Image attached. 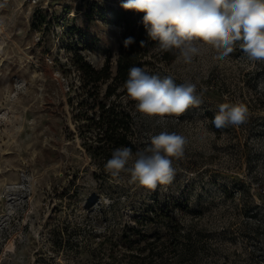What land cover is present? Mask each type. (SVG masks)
<instances>
[{"label": "rangeland", "instance_id": "obj_1", "mask_svg": "<svg viewBox=\"0 0 264 264\" xmlns=\"http://www.w3.org/2000/svg\"><path fill=\"white\" fill-rule=\"evenodd\" d=\"M98 1L113 0H0V264H119L128 248L117 236L129 225L141 234L128 251L147 259L155 241L157 263L177 264L180 225L192 240L181 264H264V63L251 64L238 45L225 61L206 52L190 65L162 63L161 78L195 83L203 100L165 127L138 113V150L164 130L189 139L172 182L148 190L127 173L97 179L71 132L61 63L73 14L86 58H115L120 29L108 10L95 11ZM225 102L246 105L247 122L216 129L210 121Z\"/></svg>", "mask_w": 264, "mask_h": 264}, {"label": "clouds", "instance_id": "obj_2", "mask_svg": "<svg viewBox=\"0 0 264 264\" xmlns=\"http://www.w3.org/2000/svg\"><path fill=\"white\" fill-rule=\"evenodd\" d=\"M125 10L144 13L142 23L148 37L158 41L157 51L175 55L177 63L190 65L206 52L215 61H225L239 46L251 64L264 63V0H125ZM132 37L124 41L127 48ZM144 47V41H141ZM135 110L156 118L162 127L167 117H179L202 103L197 85L177 84L171 76L161 78L142 67H131L123 84ZM249 110L243 103H221L210 121L216 129L238 127L247 122ZM205 135L199 137L205 139ZM189 139L176 132L160 131L150 144L135 155L130 147L116 148L104 164L113 178L122 173L139 186L155 190L170 184L175 175L173 159L184 157Z\"/></svg>", "mask_w": 264, "mask_h": 264}, {"label": "trees", "instance_id": "obj_3", "mask_svg": "<svg viewBox=\"0 0 264 264\" xmlns=\"http://www.w3.org/2000/svg\"><path fill=\"white\" fill-rule=\"evenodd\" d=\"M124 2L125 0H113L111 4L104 1L95 3V11L105 17V11L108 10L111 14L110 19L120 29L121 41L114 59L107 54L100 65H95L86 58L82 51L85 46L78 35L81 29L73 22L74 14L66 20L68 23L64 33L67 38L68 56L66 61L61 63V71L69 78L67 96L74 124L71 132L79 136L82 148L95 165L92 176L97 179L107 176L104 164L111 158L116 148L130 147L133 154L139 149L138 112L135 110V102L128 98L126 90L123 89L129 69L133 66L142 67L149 74L161 77L159 69L161 64L169 63L175 58L172 53L156 50L158 41L148 37L142 23L144 13L125 10L122 7ZM93 10L87 9L83 12L91 19ZM40 17L41 13L34 10L31 24L40 26ZM128 37H132L134 42L126 48L124 41ZM141 41H144V47L140 46ZM176 204L184 207L182 203ZM148 206L143 207V214L147 216L152 210ZM173 227L177 250L182 251L178 253L174 262L181 264L188 258L186 253L192 240L188 233L181 231L180 225ZM140 234V228L134 225L121 229L117 238L121 246H127L128 249L127 252H122L119 264H170L166 259L159 261L160 263L155 262V253L153 254L155 241L148 242L151 256H147V259L146 257L144 259L139 251H128L133 241L132 236L137 237Z\"/></svg>", "mask_w": 264, "mask_h": 264}]
</instances>
